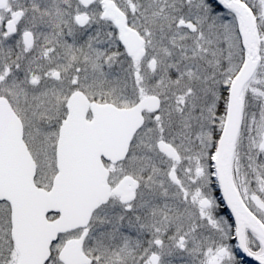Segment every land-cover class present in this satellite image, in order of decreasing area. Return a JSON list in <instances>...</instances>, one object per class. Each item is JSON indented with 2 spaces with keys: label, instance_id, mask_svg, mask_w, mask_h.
<instances>
[{
  "label": "snow or ice",
  "instance_id": "6c2138e0",
  "mask_svg": "<svg viewBox=\"0 0 264 264\" xmlns=\"http://www.w3.org/2000/svg\"><path fill=\"white\" fill-rule=\"evenodd\" d=\"M0 264H264V0H0Z\"/></svg>",
  "mask_w": 264,
  "mask_h": 264
}]
</instances>
